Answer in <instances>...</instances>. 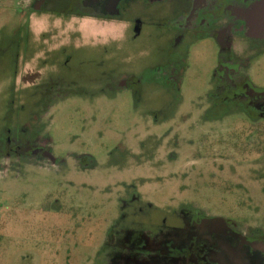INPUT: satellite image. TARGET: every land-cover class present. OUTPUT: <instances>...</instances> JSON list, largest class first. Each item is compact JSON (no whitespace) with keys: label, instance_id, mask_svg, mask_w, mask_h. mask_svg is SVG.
<instances>
[{"label":"rangeland","instance_id":"374dc122","mask_svg":"<svg viewBox=\"0 0 264 264\" xmlns=\"http://www.w3.org/2000/svg\"><path fill=\"white\" fill-rule=\"evenodd\" d=\"M25 1L0 0V140L9 120L12 134L19 129L21 135L23 130L33 135L42 124L56 159L86 153L99 164L82 171L67 160L55 174L28 165L25 157L0 160L4 169L19 172L15 178L5 171L0 179V264H112L98 249L103 232H96L106 228L105 219H118L121 229L140 223L159 235L163 229L168 233L170 225H186L185 216L200 214L264 238V109L252 112L234 100L213 106L220 53L212 40L181 48L184 75L177 90L149 82L137 102L129 93L113 94L105 87L101 94L102 85L95 80L102 67L147 80L154 67L171 58L157 50L163 40L147 30L136 38L129 30L111 36L105 32L106 37L96 30L95 36L87 24L51 14L31 12L25 25ZM64 2H51L48 8L61 13ZM256 46L249 57L243 49L242 72L253 92L263 94L264 43ZM99 62L102 67L96 66ZM77 79L89 89L86 99L68 96L52 113L33 118L32 105L44 85L66 86ZM169 114L173 120L163 128L153 123ZM174 126L177 145L160 138ZM207 134L213 136L199 145ZM60 190L67 191V207H103L96 215L91 212L96 225L79 221L81 229L70 242L47 234L46 226L53 227L56 220L41 212ZM134 196L137 200L128 204ZM90 233L95 234L94 253Z\"/></svg>","mask_w":264,"mask_h":264},{"label":"flooded vegetation","instance_id":"af4514ba","mask_svg":"<svg viewBox=\"0 0 264 264\" xmlns=\"http://www.w3.org/2000/svg\"><path fill=\"white\" fill-rule=\"evenodd\" d=\"M54 1L57 0H26L21 12L25 25L31 12L33 15L51 14L53 17L87 24L90 33L93 30L95 36L102 33V37H106L107 35L103 34L105 32L111 36L129 30L132 37L136 38L147 30L155 38L163 40L157 50L170 55L171 58L166 64L154 67L152 76L147 80L117 68L106 72L102 67L104 63H97V67H102L99 77L95 80L102 85L101 94L105 87L113 94L129 93L139 102L144 91L143 85L149 82L154 87H173L177 90L178 82L184 75L181 48H185L189 43L212 40L220 53L214 70L216 99L213 106L222 108L234 100L240 105L250 107L252 112L264 109V93L253 92L243 77L242 71L246 67L241 60L244 56L243 49L249 57L247 53L256 50V43H264V0H64L62 12L55 14V11L48 8ZM136 9L141 12L135 14ZM96 30H99L98 34ZM257 53L261 54L259 51ZM28 66L29 64L26 69ZM52 86L44 85L42 92L39 90L40 95L32 105L34 119H42L46 114L52 113L68 96L86 99L89 92L88 87L80 80L66 86ZM263 115L260 117H264ZM151 117L156 118L153 114ZM173 117L171 114L159 116L153 123L158 126L168 125ZM250 118L259 117L251 115ZM40 125V130L33 135L25 134L28 131L24 130L21 135L19 129L12 134L10 126L13 127V124L9 120L5 137L0 140V160L15 161L25 157L28 165L53 170L55 174L67 164V160H72L82 171L99 164L98 159L86 153H69L65 160L56 159L53 155L54 145L43 133ZM178 136L177 126H174L163 130L160 138L164 142L171 138L170 144L177 145ZM209 136L213 134L202 136L199 145L207 142ZM188 144L191 146L194 141L190 139ZM120 145L125 151L126 146ZM3 167L6 166L0 164V179L8 170L18 178V170ZM59 185L61 184H57ZM45 197L50 198L48 193ZM136 200L137 197L134 196L127 200V203L132 204ZM68 202L67 191L60 190L50 207H41V212L51 216L53 222L56 220L53 227L46 226L47 234L56 241L70 242L73 233L81 229V220H86L90 226L96 225L97 220L92 218V215L103 210L100 205L88 209H83L82 206L67 207ZM123 202L120 201L119 207ZM85 211L90 213L89 216L80 214ZM185 217L189 219L186 225H170L168 233L163 229L159 234L161 237L150 227H144L140 223L134 228L135 223L130 222L127 228L121 229L118 219H105L103 228H106H98L96 232H103V235L100 233L102 245L98 248L99 252L113 262L120 261V264H264L263 237L258 239L255 234L239 227H226L208 215L199 214L197 217L193 214ZM88 240L94 241L93 249L95 234L90 233ZM94 250L95 247L93 253ZM237 258L244 261L239 262Z\"/></svg>","mask_w":264,"mask_h":264},{"label":"water","instance_id":"95a60500","mask_svg":"<svg viewBox=\"0 0 264 264\" xmlns=\"http://www.w3.org/2000/svg\"><path fill=\"white\" fill-rule=\"evenodd\" d=\"M257 93H260L259 91H257Z\"/></svg>","mask_w":264,"mask_h":264}]
</instances>
